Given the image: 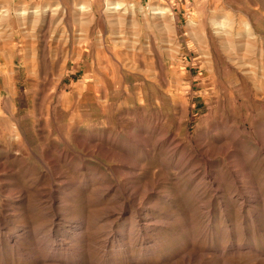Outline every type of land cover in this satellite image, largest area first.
Returning a JSON list of instances; mask_svg holds the SVG:
<instances>
[{
    "label": "rangeland",
    "instance_id": "rangeland-1",
    "mask_svg": "<svg viewBox=\"0 0 264 264\" xmlns=\"http://www.w3.org/2000/svg\"><path fill=\"white\" fill-rule=\"evenodd\" d=\"M189 257L264 264V0H0V264Z\"/></svg>",
    "mask_w": 264,
    "mask_h": 264
},
{
    "label": "bare ground",
    "instance_id": "bare-ground-1",
    "mask_svg": "<svg viewBox=\"0 0 264 264\" xmlns=\"http://www.w3.org/2000/svg\"><path fill=\"white\" fill-rule=\"evenodd\" d=\"M122 8V4L121 3H117L116 5H114L111 9L112 10H115V11H119L120 9ZM226 25H224L223 23H222V25H220V27H225ZM216 27V26H215ZM232 30V29H231ZM212 49V48H211ZM122 72V71H121ZM234 74V73H233ZM251 89V88H250ZM254 95V94H253ZM238 103H237V101H236V103H234V106H236ZM237 106H240V105H237ZM236 108V107H235ZM242 110H243V108H242ZM241 110V111H242ZM239 111V110H238ZM239 114V113H238ZM236 119V118H235ZM238 119H240L239 117H238ZM239 122H240V120H239ZM239 132V131H238ZM147 142V141H146ZM235 155V154H234ZM237 169H239L237 172L238 173H242V169H241V166H239V165H236L235 166ZM101 193V192H100ZM42 197V196H41ZM60 203V202H59ZM126 205H128V204H126ZM135 205V204H134ZM110 217V216H109ZM115 223V222H114ZM80 231H83L82 233H84V231H85V229H80ZM81 233V232H80ZM81 237V236H80ZM42 258V257H41ZM39 261V260H38ZM32 264V263H31ZM34 264V263H33ZM38 264H45V263H38ZM53 264H56V263H53ZM184 264H192V259L189 257V258H186V259H184Z\"/></svg>",
    "mask_w": 264,
    "mask_h": 264
}]
</instances>
